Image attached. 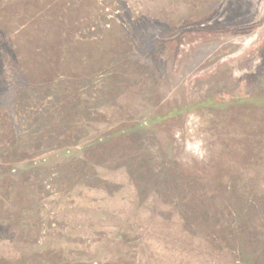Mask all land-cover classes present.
<instances>
[{
    "label": "rangeland",
    "instance_id": "rangeland-1",
    "mask_svg": "<svg viewBox=\"0 0 264 264\" xmlns=\"http://www.w3.org/2000/svg\"><path fill=\"white\" fill-rule=\"evenodd\" d=\"M0 264H264V0H0Z\"/></svg>",
    "mask_w": 264,
    "mask_h": 264
},
{
    "label": "trees",
    "instance_id": "trees-1",
    "mask_svg": "<svg viewBox=\"0 0 264 264\" xmlns=\"http://www.w3.org/2000/svg\"><path fill=\"white\" fill-rule=\"evenodd\" d=\"M199 105H201V104H199ZM189 108V107H188Z\"/></svg>",
    "mask_w": 264,
    "mask_h": 264
}]
</instances>
